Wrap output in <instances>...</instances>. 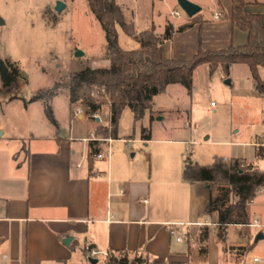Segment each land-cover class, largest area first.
Here are the masks:
<instances>
[{"label": "crops", "instance_id": "obj_1", "mask_svg": "<svg viewBox=\"0 0 264 264\" xmlns=\"http://www.w3.org/2000/svg\"><path fill=\"white\" fill-rule=\"evenodd\" d=\"M148 1L155 6V0L136 3ZM189 1L201 7L194 19L182 11L177 0H167L168 17L156 24L153 12L141 25L137 19H127L125 5L116 0L126 23L133 24L135 34L130 37L119 29L129 41L138 44V51L141 44L137 37L152 30L161 37L167 25L172 24L176 30L173 38L161 46L166 59H191L200 49L219 51L248 42V34L232 23L231 0H207L205 12L200 2L203 0ZM248 2L247 11L259 14L264 23V0ZM173 11H181L182 18H174ZM214 13H221V18L216 19ZM191 22L195 23L193 27L178 31ZM0 25L5 22L1 20ZM101 57L105 60L104 69L109 68L111 62L104 52ZM18 86L4 90L0 78V264L3 256L9 258L7 264H83L92 259L87 248L125 252L130 258H143L145 264H243L236 260L240 255L223 250L225 241L218 239V228L209 229L212 224L200 220L203 208L194 206L195 184L183 179L186 159L176 148L185 146L188 151L187 141L173 137L142 139L150 144L159 142L171 150L159 156L154 174L152 171L148 177L145 165L132 161L124 148L112 151L119 132L117 139L109 136L97 143L87 141L90 136H75L72 131L65 137L53 106L59 94L50 102L54 126L46 116L44 102L21 99L16 93ZM70 105L73 123L75 110ZM103 114L100 121L90 117L96 123L91 136H98L100 122L111 129L108 104ZM76 119L83 121L85 116ZM78 142L85 145L79 148ZM204 189L201 185L200 193ZM248 204H255V200ZM195 227L199 229L194 239L190 233ZM203 228H208L206 243L199 239ZM69 238L71 241L66 244ZM201 248H206V252Z\"/></svg>", "mask_w": 264, "mask_h": 264}, {"label": "rangeland", "instance_id": "obj_2", "mask_svg": "<svg viewBox=\"0 0 264 264\" xmlns=\"http://www.w3.org/2000/svg\"><path fill=\"white\" fill-rule=\"evenodd\" d=\"M58 2L66 5L62 13L55 11ZM118 2L125 5L123 10L127 19L134 22L137 19L141 25L153 12L156 24L169 16L167 0H155L154 7L151 1L141 2L140 5L136 0ZM200 2H203L204 12L208 10L207 0ZM1 20L5 25H0V59H9L18 65L20 79L16 93L21 99L30 100L40 90L50 89L57 82L87 68L104 69L105 60L101 56L106 46L105 33L86 0H0ZM118 31L122 48L129 51L138 49L137 43L129 41L121 29ZM77 52L84 55L78 57ZM260 76L264 79V68L260 69ZM193 79L191 93L184 86L174 84L154 97L152 110L140 121H135L132 111L126 108L118 125L119 140L113 144L112 151L116 153L119 148H124L132 161L145 165L149 177L159 164V156L169 154L171 150L156 141L152 144L141 141L146 131L157 141L172 137L187 141L189 150L185 146H178L177 151L182 152L183 158L200 166H211L223 158H230L228 161L223 159L230 163L236 158L244 160V165L253 164L264 171V158L259 157L255 146L256 143H264V97L255 92L249 67L233 65L229 76H226L221 68L211 75L209 67L203 65L196 69ZM97 90L93 87L79 92L80 98L73 107L75 111L83 109L85 119L77 121L74 115L76 120L73 119V123L69 92L62 91L56 97L53 106L63 136L68 137L72 131L75 136L91 138L96 123L87 114L84 101L102 103V110L97 114L103 119L108 104L106 97L95 94ZM99 127H104L103 122ZM96 138L106 140L109 136L103 130ZM124 140L129 141V147ZM76 144L79 148L85 145L83 142ZM132 154L136 157L132 158ZM201 185L203 189L206 186L209 188L200 193ZM219 195V187L215 184L194 185V206L199 210L203 208L200 220L209 221L212 224L209 229L218 228L214 225L218 214H207L205 209ZM254 200L255 204L250 206L247 203L236 210L230 224L252 223L258 218L264 225V188ZM198 229H192V238H197ZM225 229L223 250L240 255L237 262L264 264V239L256 242L257 234L264 235V228L228 226ZM191 254L193 258L192 251ZM255 258L259 262H255ZM97 259L98 264L105 263L104 259ZM131 259H137V264L146 262L136 256ZM232 260L235 261L234 257ZM83 264L91 263L84 260Z\"/></svg>", "mask_w": 264, "mask_h": 264}, {"label": "trees", "instance_id": "obj_3", "mask_svg": "<svg viewBox=\"0 0 264 264\" xmlns=\"http://www.w3.org/2000/svg\"><path fill=\"white\" fill-rule=\"evenodd\" d=\"M86 1L104 30L106 37L104 57L111 62V65L105 69L87 68L57 82L50 89L37 92L29 102L43 101L46 116L51 123L56 124L50 104L55 96L67 90L70 102L74 105L80 98V91L96 87L105 90L111 115V129L99 127L96 133L99 134L104 130L106 135L117 139L119 121L126 108L132 111L135 121H140L148 111L152 110L154 97L164 93L170 85L180 84L191 93L194 88V73L203 65L209 67L211 75L221 68L226 76H229L233 65L248 66L256 93L260 97L264 96V79L260 76V69L264 68V23L259 14L247 11L250 4L248 0H231L232 23L248 34V42L244 46H230L219 51L200 49L191 59L163 57L161 46L165 42H170L176 31L172 24L167 25L161 37L155 34V30L137 37V41L141 44V49L138 51L122 48L119 45L118 29L121 28L130 37L135 34V30L133 24L126 23L116 0ZM194 24L191 22L180 27L178 31L183 32ZM0 78L4 90L18 86L20 79L18 65L0 59ZM84 105L90 117L102 108V103L91 100H85ZM151 139L145 131L143 140ZM259 156L264 158V148H260ZM244 164V160L236 158L230 163L218 159L211 166H200L189 159L185 161L183 179L186 182L215 184L219 187V197L210 201L205 212L218 214L217 237L220 241H225V228L231 223L232 214L243 208L264 188V171L253 164ZM207 237L208 228H203L200 232V242L206 243ZM201 249L206 252V248ZM104 261V264H137L138 262L125 252H111Z\"/></svg>", "mask_w": 264, "mask_h": 264}, {"label": "built area", "instance_id": "obj_4", "mask_svg": "<svg viewBox=\"0 0 264 264\" xmlns=\"http://www.w3.org/2000/svg\"><path fill=\"white\" fill-rule=\"evenodd\" d=\"M182 12L181 11H173L172 12V16L174 18H177V19H181L182 18ZM222 14L221 13H214V17L216 19H219L221 18ZM95 94H97L98 96H105V90L104 89H98ZM107 98V97H106ZM108 100V99H107ZM108 105H109V101H108ZM84 113V110L83 109H78L74 112V115L75 116H79V115H82ZM92 118L93 119H99V121L101 120V117L95 113L92 115ZM87 141L89 142H94V143H97V142H100L101 139H98L96 138L94 135L91 136L90 139H88ZM111 142V140H108ZM129 146V141L126 142ZM256 148L258 149V152L260 150V148H264V143H256L255 144ZM93 157L96 158L97 157V154H93ZM260 157V156H259ZM147 202V201H145ZM207 225V223L205 224ZM247 227H250V228H255V229H262L264 228V225L261 224V222H259L258 220H254L252 223H249L246 225ZM172 235H176L175 231H172ZM86 252H87V255L89 258H92V259H96V258H102V259H105L109 256V253L107 251H97L95 249H92V248H87L86 249ZM9 261V258L7 256H3L2 257V264H7V262ZM255 261L259 262L258 259H255Z\"/></svg>", "mask_w": 264, "mask_h": 264}, {"label": "water", "instance_id": "obj_5", "mask_svg": "<svg viewBox=\"0 0 264 264\" xmlns=\"http://www.w3.org/2000/svg\"><path fill=\"white\" fill-rule=\"evenodd\" d=\"M178 4L180 6V8L182 9V11L189 17V18H193L194 16H196L198 13L201 12V7L189 0H177ZM66 8V5L63 2H58L56 7H55V11L57 13H62V11ZM84 53L83 52H77L76 56L80 57L83 56ZM227 83H230V81H227ZM264 239V235L262 233L258 234L256 236V242L260 241ZM71 241V239H67L65 241L66 244H68ZM90 263L92 264H98V260L97 259H90Z\"/></svg>", "mask_w": 264, "mask_h": 264}]
</instances>
